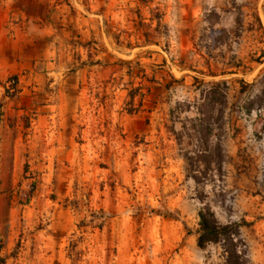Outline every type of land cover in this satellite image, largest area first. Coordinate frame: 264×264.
<instances>
[{"label": "rangeland", "instance_id": "374dc122", "mask_svg": "<svg viewBox=\"0 0 264 264\" xmlns=\"http://www.w3.org/2000/svg\"><path fill=\"white\" fill-rule=\"evenodd\" d=\"M204 207L264 264V0H0V264H223Z\"/></svg>", "mask_w": 264, "mask_h": 264}, {"label": "trees", "instance_id": "16d2710c", "mask_svg": "<svg viewBox=\"0 0 264 264\" xmlns=\"http://www.w3.org/2000/svg\"><path fill=\"white\" fill-rule=\"evenodd\" d=\"M11 86L16 84L12 78ZM197 247L204 249L209 245H218L222 250L223 264H247L244 245L240 239L239 225L228 223L219 224L207 208L198 213Z\"/></svg>", "mask_w": 264, "mask_h": 264}, {"label": "crops", "instance_id": "0c3cea01", "mask_svg": "<svg viewBox=\"0 0 264 264\" xmlns=\"http://www.w3.org/2000/svg\"><path fill=\"white\" fill-rule=\"evenodd\" d=\"M28 19H29V22H33V23H37V22H42V17L40 15H37V16H33V17H30L28 16ZM64 32V30H63ZM63 43V41H62Z\"/></svg>", "mask_w": 264, "mask_h": 264}]
</instances>
